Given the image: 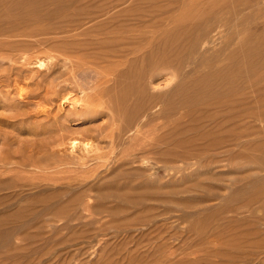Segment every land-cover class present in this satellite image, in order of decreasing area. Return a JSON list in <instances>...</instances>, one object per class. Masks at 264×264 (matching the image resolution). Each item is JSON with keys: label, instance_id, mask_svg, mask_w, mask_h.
Returning a JSON list of instances; mask_svg holds the SVG:
<instances>
[{"label": "rangeland", "instance_id": "1", "mask_svg": "<svg viewBox=\"0 0 264 264\" xmlns=\"http://www.w3.org/2000/svg\"><path fill=\"white\" fill-rule=\"evenodd\" d=\"M12 1V18L0 5V264H264V166L227 152L242 131L264 146V0ZM58 137L95 161L64 167ZM211 236L225 253L210 255Z\"/></svg>", "mask_w": 264, "mask_h": 264}, {"label": "bare ground", "instance_id": "2", "mask_svg": "<svg viewBox=\"0 0 264 264\" xmlns=\"http://www.w3.org/2000/svg\"><path fill=\"white\" fill-rule=\"evenodd\" d=\"M216 1V0H215ZM214 1V4L212 3V2H210V3H212V5H214V7H215V4H218V2H215ZM18 2V1H17ZM17 2H14V1H12V0H0V5L1 6H3V8L6 10V12H5V17H8V19L9 18H12V16H15L14 14L16 13V10H14L15 9V7H16V3ZM202 2V1H201ZM205 2V1H204ZM223 2V1H222ZM197 3V2H196ZM199 3V2H198ZM195 4V6H197V5H199L200 6V3L199 4ZM221 3V2H220ZM192 4V3H191ZM193 4H194V2H193ZM192 4V5H193ZM206 4V3H205ZM18 5V4H17ZM202 5V4H201ZM203 6V5H202ZM202 6H200V7H198V9H200L199 11H203V12H205L204 10L206 9V13H208L211 9H213V7H207V4L205 5L206 7L204 8V6H203V10L201 9V7ZM209 6H210V4H209ZM196 7V8H197ZM26 8V7H25ZM207 8H209L210 10H208V12H207ZM197 9V10H198ZM3 10V9H2ZM193 9H191L190 11H192ZM196 10V11H197ZM194 11V10H193ZM192 11V12H193ZM213 11V10H212ZM215 12V11H214ZM197 13H199V12H197ZM211 13V12H210ZM19 14L17 13V15L16 16H18ZM19 16H21V15H19ZM15 19V18H14ZM39 23V22H38ZM37 26V25H36ZM28 28V27H27ZM36 29V28H35ZM26 30V29H25ZM34 30V29H33ZM47 33L48 32V28L47 27H45V26H38V30H37V32H36V34H41V33ZM28 33H30V34H32V31H29ZM27 33V35H29ZM24 35H26V34H24ZM121 36V35H120ZM43 39H45V38H43ZM47 39H49V37L47 38ZM47 39H45V40H41V43H43V42H45ZM38 40V39H37ZM115 40H116V38H115ZM51 41V40H50ZM49 41V42H50ZM48 42V43H49ZM53 42V41H52ZM147 42V41H146ZM38 43V42H37ZM47 43V44H48ZM144 44V43H143ZM146 44H151V43H146ZM3 45V44H2ZM41 45V44H40ZM51 45V44H50ZM63 45V44H62ZM67 45V44H66ZM5 46V45H4ZM54 47H59V46H57V45H53ZM65 46V44L62 46V47H64ZM44 47V46H43ZM43 47H41V48H43ZM50 47V46H49ZM46 47L47 48V50H48V52L49 51H55V52H57V53H59V54H63V55H67V52H66V54L64 53L65 51L64 50H66V49H64V48H54V47ZM61 47V46H60ZM68 46H66V48H67ZM11 48V47H10ZM33 48V47H32ZM54 48V49H53ZM1 49H3V48H1ZM8 50V49H7ZM46 50V49H45ZM27 51V50H26ZM24 49H22V51H20V54L23 56V58L25 59V58H27V52H26ZM44 52H47V51H44ZM50 55H52L51 53H50ZM53 56L54 57H58V56H60V55H55V54H53ZM68 57V56H67ZM75 57V56H74ZM79 57H82V56H79ZM79 57L78 58H76L77 60L79 59ZM3 58H5V56H3ZM8 59H10L9 58V56L7 57ZM83 58H85V56H83ZM73 60V59H72ZM75 60V59H74ZM74 60H73V62L72 63H75V65H80V66H78V70H84L85 69V67H82V66H85V65H83V63H81V62H86V61H79V62H74ZM80 60V59H79ZM70 61H71V59H70ZM32 62V61H31ZM69 62V61H68ZM72 63L70 62V65L71 66H73L72 65ZM43 64H46V63H44V61H43ZM42 62H41V60H40V62H39V59L38 60H36L35 62H34V65H35V67H37V68H39V67H41L42 65ZM37 65V66H36ZM39 66V67H38ZM54 66V65H53ZM44 67V66H43ZM36 68V69H37ZM162 68V67H161ZM159 70H160V68H159ZM172 71V70H171ZM170 71V72H171ZM52 72V71H51ZM84 72H85V70H84ZM83 72V73H84ZM88 72V71H87ZM43 73V72H42ZM237 73V72H236ZM40 75H41V73H40ZM109 75V73H107V74H104L103 76H105V77H107ZM31 76V75H30ZM42 76V75H41ZM38 77V78H42V77ZM103 76H101V77H103ZM233 76V75H232ZM49 78V77H48ZM50 79V78H49ZM51 81H50V83L52 84V77H51V79H50ZM233 82V81H232ZM37 83V82H36ZM49 85V84H48ZM25 89V88H24ZM19 90V89H18ZM21 90V89H20ZM23 90V89H22ZM21 90V91H22ZM24 91V90H23ZM48 91V90H47ZM100 93H102V91L100 92ZM46 94V93H45ZM236 94V93H235ZM46 96V95H45ZM74 97H77V96H74ZM238 98V97H237ZM68 99H70L69 101H71L70 103H71V105H73L74 106V102H76V100H75V98H69L68 97ZM234 99V98H233ZM63 100V99H62ZM228 100V99H227ZM66 100L64 99L63 101H61V105L65 102ZM191 101V100H190ZM195 102H196V100H194ZM229 101V100H228ZM68 102V101H67ZM193 102V101H192ZM191 102V103H192ZM199 102V101H198ZM232 102V101H231ZM87 104V107H90L89 105H92V106H95L96 104H94V103H92L91 101H88V102H86ZM197 103V102H196ZM223 103H224V101H223ZM233 103V102H232ZM236 103H238V102H236ZM165 104V103H164ZM193 104V103H192ZM221 104V103H220ZM229 104V103H228ZM227 104V105H228ZM158 105H160L159 103H158ZM157 105V106H158ZM217 105V104H216ZM234 105V104H233ZM40 106V105H39ZM65 106V105H64ZM161 106V105H160ZM211 106V105H210ZM225 106H226V104H225ZM212 107V106H211ZM217 107V106H216ZM90 108H92V107H90ZM116 108V107H115ZM114 108V109H115ZM207 108V107H206ZM182 110V109H181ZM194 110V109H193ZM226 110V109H225ZM229 110V109H228ZM114 111H116V110H114ZM223 111V110H222ZM226 112V111H225ZM227 113H229V112H227ZM225 114V113H224ZM186 115H188V114H186ZM228 115V114H227ZM236 117V116H235ZM211 119V118H210ZM240 119V118H239ZM240 121V120H239ZM261 121H263V119L261 120ZM229 123V122H228ZM225 124V123H224ZM226 124H227V122H226ZM219 125H220V123H219ZM223 125V123L221 124V129H222V126ZM229 125V124H228ZM220 128L218 129V130H221ZM225 129V128H224ZM227 129H228V126H227ZM103 130H104V128H102L100 131L98 130L97 132H98V135H97V137H99L101 134H102V132H103ZM217 130V129H216ZM215 130V131H216ZM130 131V130H129ZM154 131H156V130H154ZM212 132H214V131H212ZM211 132V133H212ZM227 133H229L228 131H226ZM225 132V133H226ZM232 132V131H231ZM235 133H236V131H234ZM240 132V131H239ZM242 132H244V131H242ZM241 132V133H242ZM134 133V132H133ZM234 133V134H235ZM238 133V132H237ZM241 133H238V135L237 134H235L236 135V139L235 140H232V142H231V140H230V142H226V144H228V147H229V149L227 150V152L230 154L229 156H231L230 158L231 159H233V158H236V157H240V159H242L241 160V162L240 163H242L243 162V164H245L242 168H259V167H263L264 166V146L263 145H260V144H257L256 143V141H252V139L251 140H247L246 139V134H245V132H244V134L245 135H243V134H241ZM232 134H233V132H232ZM131 135V134H130ZM146 131H145V128H144V130H139L138 131V129H137V131H136V134L134 135V136H132V137H130L131 139H130V141H134V139H137V138H140V137H142V138H140V140L141 139H143V138H145L146 137ZM103 136V135H102ZM216 136H218V135H216ZM233 136V135H232ZM212 137V136H211ZM220 137V136H219ZM234 137V136H233ZM207 138V137H206ZM217 138V137H216ZM208 139V138H207ZM224 139H225V137H224ZM231 139H233V138H231ZM206 140V139H205ZM214 140V139H213ZM72 141V140H71ZM207 141V140H206ZM217 141H219V139L217 140ZM220 141H221V139H220ZM225 141V140H224ZM78 142H77V140L75 141V140H73L72 142H71V144H70V146H69V148H70V151L71 152H73V151H76V150H80L81 152H82V154H81V152H79L78 154H76V155H65L64 153H65V151H66V149L65 148H63V147H61V144H63V138L62 137H58V138H55V139H52V141H50V145H49V147H52V149H54V147H57V150H56V154H58L59 156H60V159L58 160V162H60V163H63L64 164V167H66L67 165H69L70 163H73V162H76V161H78V163H80V165H82V164H84V163H86L87 161H92V163L95 161V160H93L94 159V157L95 156H97L98 154L96 153H89V152H87L86 151V149L85 150H83V148H81L80 147V145L78 146V144H77ZM223 143H225V142H223ZM48 144V143H47ZM218 144V143H217ZM221 144V143H220ZM218 145L219 146V148L221 147V145ZM233 144V146H231V148H230V146L229 145H232ZM201 145V144H200ZM205 145V144H204ZM210 145V144H209ZM214 145H215V141H214ZM213 145V146H214ZM213 146H211V150H213V149H215V146L213 147ZM223 147H224V145H222ZM48 147V148H49ZM83 147H86V145H83ZM207 147V146H206ZM213 147V148H212ZM238 147V148H237ZM87 148H88V146H87ZM216 148H218V147H216ZM218 148V149H219ZM237 148V149H236ZM252 148V149H251ZM76 149V150H75ZM96 149V148H95ZM252 150V151H258L259 153H261V154H259V155H256V154H252V153H247L246 151L247 150ZM89 150H90V148H89ZM88 150V151H89ZM216 150V149H215ZM84 151H86V152H84ZM205 151V150H204ZM207 151V150H206ZM226 150H224V152H225ZM93 152V151H92ZM193 152H195V150L193 151ZM209 152V151H208ZM223 151L221 150L220 151V153H222ZM226 152V153H227ZM70 153V152H69ZM200 153V152H199ZM203 153V152H202ZM212 153H215V152H212ZM219 152H217V154H220ZM198 154V153H197ZM207 154V153H206ZM200 155H201V153H200ZM212 155V154H211ZM210 155V156H211ZM214 155V154H213ZM224 155V154H223ZM197 156H199V154L197 155ZM197 156H195V157H197ZM219 156V155H218ZM201 157V156H200ZM216 157V153H215V155H214V158ZM198 158V157H197ZM213 158V159H214ZM217 158V157H216ZM224 158H225V156H224ZM229 158V157H228ZM229 158V159H230ZM103 159V158H102ZM212 159H210V161H211ZM101 161V160H100ZM216 161H218L219 162V160H216ZM215 161V162H216ZM212 162V161H211ZM97 163H98V161H97ZM211 164V163H210ZM212 164H214L213 162H212ZM243 164H241V166L243 165ZM58 165H60V164H58ZM238 165V164H237ZM240 165V164H239ZM251 165V166H250ZM254 165H255V167H254ZM56 166V165H55ZM35 167H37V166H35ZM57 167V166H56ZM211 167V166H210ZM261 171V170H260ZM227 222V221H226ZM234 222V221H233ZM240 223V222H239ZM235 224V223H234ZM230 225V223H228V225L227 226H229ZM236 226H237V224H235ZM235 226V227H236ZM251 229H249V230H253L254 231V234H257L258 232H259V229L258 228H256V224H251ZM220 226H218L217 228H219ZM235 227H232V230H233V228H235ZM241 227V226H240ZM224 228V231L226 230L225 228L226 227H223ZM222 228V229H223ZM229 228V229H228ZM227 228V230H229V231H231L230 230V226ZM239 228V227H238ZM245 230V229H244ZM215 231V230H214ZM218 231H222V230H218L217 229V232ZM242 231V230H241ZM241 231H240V233H241ZM247 232H250V231H247ZM237 233V232H236ZM244 233H245V231H244ZM215 234V233H214ZM229 234V233H228ZM232 235V234H231ZM233 235H235L234 233H233ZM232 235V236H233ZM237 235V234H236ZM236 235H235V238H236ZM227 236V235H226ZM241 236V235H240ZM212 237V236H211ZM244 237H245V235H244ZM256 237V236H255ZM228 238H229V235H228ZM235 238H233L234 240H235ZM237 238L239 239V237H238V235H237ZM236 238V239H237ZM261 238V237H260ZM230 239V238H229ZM245 239V238H244ZM258 239V238H257ZM261 240H263V239H261ZM215 242H216V239L214 240ZM218 241H220L219 239H218ZM244 241V240H243ZM247 241V240H246ZM255 242H256V240H254ZM212 242H213V237H212V239H207V244L208 245H210V247H209V253H210V255L211 256H213V255H217V254H223V253H225V252H221L219 249V247H217L216 245V247L214 246V244H212ZM235 242V241H234ZM237 242H239V240L237 241ZM237 242H235V244L237 243ZM254 242V243H255ZM227 243H228V241H227ZM226 243V244H227ZM229 243H231V241L229 242ZM239 243H241V242H239ZM238 243V244H239ZM263 243L264 242H262V245H263ZM201 244V243H200ZM225 244V245H226ZM247 244H248V242H247ZM246 244V245H247ZM256 244V243H255ZM259 244V243H258ZM212 245H213V247H215V248H213L212 247ZM261 245V244H260ZM228 246V245H227ZM238 246V245H237ZM230 247V246H229ZM228 247V248H229ZM234 247V246H233ZM236 247V246H235ZM218 248V249H217ZM221 248H223V247H221ZM245 248V247H244ZM256 248V247H255ZM226 249V248H225ZM227 250H229V249H226V251ZM203 251H205V248H200V249H198L197 251L195 250V253L196 252H203ZM242 251V250H241ZM235 253V252H234ZM236 253H238V252H236ZM197 254V253H196ZM242 254V253H241ZM201 255V254H200ZM226 255V257L228 258V256H227V254H225ZM225 255H220V256H222V257H224ZM233 255V254H232ZM236 256V255H235ZM230 257L231 258H228V260L229 259H233V257L230 255ZM239 257V256H238ZM226 259V258H225ZM239 259V258H238ZM230 261V260H229ZM207 262V261H206ZM209 262V261H208ZM207 262V263H208ZM219 262V261H218ZM220 262H221V264H226V262L224 263V258H223V260H220ZM217 263V262H216ZM233 263V262H232ZM237 263V262H236ZM243 264V263H242Z\"/></svg>", "mask_w": 264, "mask_h": 264}]
</instances>
